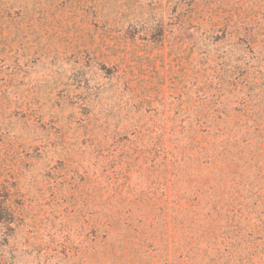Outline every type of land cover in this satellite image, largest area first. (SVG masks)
I'll return each instance as SVG.
<instances>
[{
	"label": "rangeland",
	"instance_id": "obj_1",
	"mask_svg": "<svg viewBox=\"0 0 264 264\" xmlns=\"http://www.w3.org/2000/svg\"><path fill=\"white\" fill-rule=\"evenodd\" d=\"M0 264H264V0H0Z\"/></svg>",
	"mask_w": 264,
	"mask_h": 264
},
{
	"label": "trees",
	"instance_id": "obj_2",
	"mask_svg": "<svg viewBox=\"0 0 264 264\" xmlns=\"http://www.w3.org/2000/svg\"><path fill=\"white\" fill-rule=\"evenodd\" d=\"M0 190H4L0 188ZM0 191V226L10 228L17 220V210L12 206L9 199V192L2 194Z\"/></svg>",
	"mask_w": 264,
	"mask_h": 264
}]
</instances>
